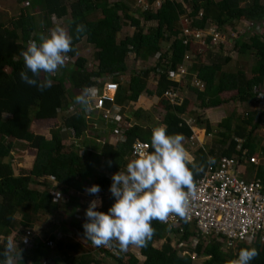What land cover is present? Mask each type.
Here are the masks:
<instances>
[{"label": "trees", "instance_id": "obj_1", "mask_svg": "<svg viewBox=\"0 0 264 264\" xmlns=\"http://www.w3.org/2000/svg\"><path fill=\"white\" fill-rule=\"evenodd\" d=\"M18 1H26V4L20 7L18 15L0 20V253L5 249L7 238L14 236L19 247L23 249V259L19 260L18 264H41L43 258H52L54 264H105L104 259H97L101 254L109 257L115 264L139 263V260L131 254L127 255L128 260L124 263L121 257H115L103 246L97 247L98 251L89 250L79 255L72 254L70 252H77V246L65 234L69 232L68 228H71L86 244L91 242L84 238L83 224L86 221L85 212L89 206L88 202L94 196L89 195L85 189L98 184L102 191L99 195L102 205L98 210L107 211L115 202V197L110 192L112 176L120 170H125L132 160L131 144L135 139L150 143L152 129L159 124L167 125L169 134L181 133L187 139L192 136L191 124L185 121L187 117H191L189 116L191 98L182 96L179 103L171 104L163 96L167 89L177 87L182 82L169 78L168 72L176 71L184 55L189 51L196 54V61L194 60L188 68L185 81H188L191 74H195L194 77L204 82L202 90L190 86L202 108L224 107L227 103V100L221 96L224 92H232L228 101L252 105V109L243 111V114L230 109L215 124L206 117L196 115L194 125L204 128L206 135L216 133V136L215 143L210 145L204 143L193 151L194 160L203 165V171L196 173L194 180L207 168L209 157L216 162L223 155L242 156L245 150H247L246 157H239L242 163L241 175L248 178L264 177V146L261 147L262 153H259L258 148L262 138L257 137L256 134L258 128L264 126V110L258 114L256 94L253 92L254 88L264 85V36L253 32L255 22L264 17V6L260 0H191V10L187 13L191 18L190 23L186 20L181 21L180 15L186 11L181 2L162 0L156 10L143 12L146 20L156 21V26L145 32L140 21L129 14L128 5L121 1L112 3L108 0ZM95 11H100L101 16L94 20L90 19V15ZM52 16L68 17L67 27L74 36L75 49L69 55L76 58L73 63L66 64L60 69L57 76L51 77L53 80L51 88L41 92L21 80L20 72L25 70L21 52L26 50L30 39L38 41L39 35L35 33L36 29L41 32L43 29L48 30ZM124 18L129 20L135 31L119 39L118 33L124 24ZM236 21L248 25L242 32L236 34L233 47L238 56L253 53L254 62L250 68V76L240 67L223 69V66L231 61L229 56L222 58L221 55L216 54L204 63L203 52L206 48L199 52L198 44L191 42L184 44L180 37L181 27L204 29L213 22L221 28ZM79 23L86 25L87 30L77 37L75 27ZM178 24L182 26L179 27ZM166 32H169L168 36ZM247 32L251 33L250 36L243 39V35H247ZM170 35L174 38L169 48L161 52V41L166 40ZM82 39L94 47L95 66L92 69L86 68V58L78 54L76 44ZM205 41L206 44H210L211 36H207ZM158 52L154 65L139 70L132 69L126 85L118 82L119 77L129 68L127 63L130 59L129 53L134 54L133 60L147 61ZM151 73L156 76L153 89L148 88L147 81ZM106 76L118 82L114 102L120 106L122 116L125 106L132 105L142 92H146L160 98L159 104L165 110L160 123L152 125V117L144 109L132 110L130 113L134 122H129L131 120L128 116H124L130 123L123 130L125 140L112 144L107 139L104 142L98 141L101 133L94 131L92 127L89 128L81 111L61 117V121L58 120L59 109L63 110L68 106L67 98L75 102V97L84 87L95 84L96 78L101 79ZM180 89L182 90V87ZM69 91L75 94H70L71 96L68 97ZM245 112H248V115L244 114ZM34 120L52 121L49 137L31 130ZM63 125L74 128V139H79V144L71 142L70 148L65 149L64 144H70L67 140V135L70 134L62 130ZM106 126L108 127L106 132L115 128L114 123H107ZM92 130L96 134L93 138H89L88 134ZM195 132L198 138L202 139V131L195 129ZM236 137L246 139L241 150H238ZM81 148L84 150L80 154ZM13 151L22 156L32 154L30 166L25 169L27 173L14 174L12 165L6 161ZM150 151H152L151 143ZM254 155L261 158L259 165L251 161ZM101 167L112 174L103 173ZM50 176L56 180V191L62 194L63 199H67L63 205L60 204L61 201L53 202L52 184L48 180ZM77 209L80 210L83 221L74 218ZM59 212L65 217L69 213L71 219L67 225L64 220L60 221L62 240L55 243V247L51 250L43 245L37 234L33 235V227L41 217ZM152 223L155 229L154 236L145 247H139L140 255L143 257L141 264H194V260L189 255H182L177 248L178 241L187 243L196 234L191 224L185 221L180 225H169L159 221ZM56 228L57 226L51 227L52 230ZM55 237V234L50 235L48 239L54 241ZM24 238H33L38 241V245L28 247L24 243ZM159 241L164 242L160 247H155L154 244ZM199 242L195 247V253L199 257L209 256L203 264H232V261L238 257L239 251L249 247H255L259 251V255L251 264H264V241L257 240L251 244L241 242L229 248L214 237L208 240L201 239ZM108 247L120 250L116 241ZM188 250L191 251V248ZM2 260L3 256L0 255V261Z\"/></svg>", "mask_w": 264, "mask_h": 264}, {"label": "clouds", "instance_id": "obj_2", "mask_svg": "<svg viewBox=\"0 0 264 264\" xmlns=\"http://www.w3.org/2000/svg\"><path fill=\"white\" fill-rule=\"evenodd\" d=\"M86 30V25L76 24L77 37ZM73 41L74 36L61 23H56L47 33L41 32L38 41L30 40L26 50L21 52L25 65V70L20 72L21 80L41 92L51 88V77L66 66L68 54L75 50ZM95 97V88L86 86L75 97V102L87 113ZM184 140L181 133L169 134L165 124L154 127L150 140L152 151L140 152L125 170L113 174L110 192L115 202L107 211L98 210L102 205L98 196L100 186L94 184L86 188L96 199L90 201L85 212L84 238L97 247L111 246L116 241L121 251H127L129 246L147 245L155 234L153 221L168 223L171 216L190 220V197L196 192L194 177L203 171V165L194 160ZM212 162L213 158L209 157L208 163ZM53 202H57L56 199ZM24 243H28L26 238ZM22 253L15 237L9 236L0 253L3 256L0 264H18L23 259ZM258 255L255 247L242 248L232 264H251Z\"/></svg>", "mask_w": 264, "mask_h": 264}, {"label": "built area", "instance_id": "obj_3", "mask_svg": "<svg viewBox=\"0 0 264 264\" xmlns=\"http://www.w3.org/2000/svg\"><path fill=\"white\" fill-rule=\"evenodd\" d=\"M185 20L187 21V19ZM236 28L238 29V27ZM220 31V28L212 23L204 29L191 28V31L189 27H182V35L180 37L184 44L189 42L194 44L201 36L202 39L196 44H199L198 51L202 52L207 47L205 41L207 36H211L210 47L215 44L219 45L224 41L225 36ZM253 31H255L254 27ZM129 54L130 57H134L133 53ZM68 56L67 64L73 63L75 59L69 54ZM188 59L189 54L187 52L182 62L177 66L176 71L169 69V78L176 81L182 80L177 87H171V89H167L163 93V96L171 104L179 103L181 99L180 87L183 86L188 68L191 66V64H187ZM59 72L60 70L56 75ZM189 83L198 89L204 88V82L198 80L196 77H194L193 82ZM88 87L95 88L96 97L93 107L87 113L83 111L79 104L72 102L65 109H59L58 115L63 118L76 113V111H81L88 124H91L90 128H93L92 120L98 119L105 124L114 123L113 136L115 142H123L125 140L123 130L128 125L120 124L122 121L120 106L114 102L118 90V82L113 81L111 78H107V80L96 78L95 84ZM253 92L256 94L257 109L258 114H260L264 110V85L254 88ZM244 114L248 115V112ZM185 121L188 122V119ZM121 125L125 126L122 127ZM62 130H66L70 135L72 134V137H75L74 128L63 125ZM235 140L238 142V150H241L246 139L236 137ZM98 141L104 142L101 139H98ZM142 151L150 152V143L141 139H135L131 144L132 159L137 158ZM246 152L247 150L244 151V155L242 156L238 154L233 156L223 155L216 162L208 164L203 174L195 180L196 192L193 197H190V220L185 221L178 216H171L168 223H165L180 225L182 221H185L195 228L196 234L191 237L189 242L178 241L177 243V248L181 251L182 255H189L192 260H196L199 256L195 253V247L200 243L199 241L201 239L208 240L212 237L222 241L226 248L234 247L237 243L241 242L251 244L257 240L264 241V177L253 176L248 178L241 175L240 167L242 165L240 166V164L242 163L239 161V157H246ZM256 158L260 157L254 155L251 157V161L259 165L260 161H256ZM48 180L52 184L51 194L53 201L56 199L57 202H60L63 196L56 197L55 195L59 193L55 189V178L50 176ZM101 192L100 190L99 194ZM181 231L182 229L180 228ZM58 240H60V235L56 236L54 241L46 238L42 240V243L46 248L52 250ZM27 241L28 243L25 245L28 247H36L38 245V241L33 238L27 239ZM104 248L106 249L107 247L104 246ZM190 248L191 251L188 250ZM106 250H109L112 254L116 252L114 248L110 250V247ZM41 264H54V262L52 258H43Z\"/></svg>", "mask_w": 264, "mask_h": 264}, {"label": "rangeland", "instance_id": "obj_4", "mask_svg": "<svg viewBox=\"0 0 264 264\" xmlns=\"http://www.w3.org/2000/svg\"><path fill=\"white\" fill-rule=\"evenodd\" d=\"M71 0H67V2H70ZM99 1V0H97ZM110 3L115 2V1H121L124 2L126 5H128L129 7V14L132 15L133 17L137 18L140 21L141 26L144 29V32L154 28L156 26V21L155 20H146L144 18L143 12L145 10H151L154 11L156 10V8L160 5L162 0H154V1H150V0H108ZM178 2H181V4L183 5V7L185 8V13H183L182 15H180L181 21L183 22L185 19H187V22L190 23L191 22V18H189V16H187V13H189V11L191 10V0H176ZM262 4L264 5V0H261ZM204 2V1H202ZM24 4H26V1H22L19 2L18 0H0V20H7L9 18H14L18 15L19 9L21 6H23ZM202 11V10H201ZM121 13V12H120ZM101 16V12L100 11H95L93 14L90 15V19H97L98 17ZM124 24L120 30V32L118 33V38L122 39L124 36L126 35H131L132 32L135 31V28L133 26H131L129 24V20L124 18ZM211 21V20H210ZM56 23H61L64 26H68V17L64 16L62 18H57L52 16L51 18V26L47 29H43L44 33H47ZM213 24V22H210ZM256 24L253 25V27L255 28V31H253L254 33H258L262 36H264V17H262L261 19H259L258 21L255 22ZM246 23L241 22V21H236L232 24H226L225 26L220 28V32L223 34L224 37V41L221 42L219 45L215 44L212 45L211 47L209 46V44H207L206 49L204 50L203 54H204V63L208 62L209 59L213 58L214 56L217 55H221V57H225V56H229L231 57V61L227 64H225L223 66V69H232V68H243L247 75L250 76V68L251 65L254 62V55L253 53H246L245 56H238L236 50L233 47V43H234V37L236 36V34L239 32H242V29L248 25H245ZM177 26H182L180 24H178ZM176 26V27H177ZM238 27V29L236 28ZM178 28V27H177ZM182 28V27H181ZM190 28V27H189ZM182 30V29H181ZM191 31V28H190ZM250 31V30H249ZM35 33H38V35L41 33V31L39 29L35 30ZM169 32H166V35L168 36ZM204 34V32H203ZM202 34V35H203ZM251 33L247 32V35H243L244 38L243 39H247L248 36H250ZM182 35V33L180 34ZM174 38L173 35H170V37H168L166 40L161 41L160 46H161V52H164L167 48H169L170 43L172 41V39ZM201 36L199 38V40H201ZM199 40L196 41V43H199ZM77 48H78V54L81 57H85L86 58V68L88 69H92L95 66V61L93 59V52H94V47L93 45H91L90 43H87L85 41V39H82L80 42H78L77 44ZM199 45V44H198ZM197 45V48H198ZM209 46V47H208ZM219 47V48H218ZM213 50H212V49ZM218 51V53H216ZM157 54L156 53L154 56H152L149 60L147 61H143V60H133L132 57H130V59L127 60L128 63V70L125 72L124 75H121L119 77L118 82H122V84H127L128 83V79H129V74H131V70L132 69H143L146 67H149L151 65H154L156 63L157 60ZM189 59L187 64H192L194 62L195 58V53L189 51ZM76 56H73V59H75ZM196 61V60H195ZM57 76V75H56ZM195 74H191V77L189 76L188 81L186 80L185 82H193ZM107 78H110L109 76H106L105 78H102V80H107ZM148 88L153 89L154 85L156 84V76L155 74L151 73L149 78H148ZM66 85H68V83L66 82ZM190 84L186 83V85L182 86V90L181 91V97H185L188 94L191 96L189 98H191L192 100V104L190 106V111L191 113L189 114V116H191V119H194L196 117V115H200L203 117L208 118L209 120H211V122L213 124H215L216 122L219 121L220 116H223L225 114H227L230 109H235L238 114L242 113L243 111L246 110H250L252 109V105L250 104H240L238 102H232V101H228L229 97L231 96L232 92H224L222 93V97L224 99L227 100V103L223 106H219V107H213L212 111H211V117L209 118L208 116H206V112H207V108H202L199 105V100L197 98H195V93L191 94V89H190ZM70 94H75L71 91L68 92V97H70ZM149 95V94H148ZM150 101H147V103L144 104H139V102L137 101V103H132V105H127L125 106V112H124V116H128V119H130V122H134L133 120V116L131 115L130 111L132 110H136L137 108H141L144 109L147 113H149V115H151L152 119V125L156 124L158 125L160 123V121L163 119L164 116V108L159 104V99L158 97L153 98L152 95L150 96H146ZM69 99V103L68 105L72 104L73 101H70ZM181 100V99H180ZM180 102V101H179ZM74 103V102H73ZM149 108V109H148ZM122 116V121L120 122V124H125V125H129L130 123H128V121L125 120V117ZM60 120V119H58ZM194 121V120H193ZM216 121V122H215ZM100 123L102 121H99ZM103 123V122H102ZM191 123V122H190ZM264 123V122H263ZM125 125H121L122 127H124ZM52 127V121L47 122V121H35L32 122L31 124V130L34 131L35 133H40L43 135H46L47 137L50 136V129ZM107 129V126L104 127ZM114 130V129H113ZM96 133H93L92 131L89 132L88 137L89 138H93L94 135ZM203 134V133H202ZM216 133H213L212 135L207 134L206 135V140L208 141L207 144L210 145L211 143H215L214 139H215V135ZM257 137L259 136L260 138H262V142L261 145L258 148L259 153H262L261 151V147L264 146V126H260L258 128V130L256 131ZM72 135V134H71ZM71 135H67V140L68 143L70 144H64L65 149H69L71 146V142H75L77 144L80 143L79 139L75 140L74 137H72ZM101 140H105L106 138H103L104 135L101 134L99 135ZM84 149H81L80 154L83 152ZM264 157V155H263ZM33 159L32 154H18V152H11V157L7 158L6 161H9L10 164L12 165L13 169H14V174L18 175V174H22V173H27L25 169H28L31 163V160ZM260 161L261 158H256V161ZM101 170L103 173H106L107 175H111V172H107L105 171V169L103 167H101ZM251 176V175H250ZM38 189H41V187L36 186ZM100 194L98 193V196ZM99 198L101 199V197L99 196ZM92 199H96V196H94V198H91L88 202V204L90 203V201ZM66 198H64L63 200H61L60 204H65L66 203ZM59 204V203H58ZM101 207V205L99 206V208ZM67 216H63L62 212L56 213L55 215H45L43 217L40 218L39 221H36L33 227V235L37 234V238H39V240H44L45 238H48V236L50 235H60V240H62V233L61 230L59 229V223L61 220H64L66 225L70 223V219L71 216L69 213L66 214ZM74 218H76V220H82L83 221V217L80 214V210L77 209L76 210V214H74ZM73 218V219H74ZM52 226H57L56 229L52 230L51 227ZM69 227V226H68ZM69 232L66 235V237L70 238L69 240L71 242H73L74 244H76L77 246V252H70L72 254H80V253H85L87 251H98L97 246H94L91 242L89 244H86V242L82 239V237L79 236V234L74 231L71 228H68ZM174 238V237H173ZM164 241H159L156 242L154 245L155 247H160V245L163 243ZM102 247V246H101ZM104 247V246H103ZM106 249H108V246ZM53 249V248H52ZM113 248L110 247V250H112ZM52 254V251H51ZM128 254H131L133 256H135L138 260L139 263H142L143 257L140 255V251H139V247L137 246H130L128 248L127 251H117L113 253V255L115 257H121L122 262H126L128 260ZM54 256V254L52 255ZM97 258V256H96ZM105 260V264H115L113 260H111L109 257L107 256H103V254H101L97 259L98 260ZM209 258V256L203 255L202 257L197 258L196 260H194V264H203L205 261H207V259ZM54 261V260H53Z\"/></svg>", "mask_w": 264, "mask_h": 264}, {"label": "crops", "instance_id": "obj_5", "mask_svg": "<svg viewBox=\"0 0 264 264\" xmlns=\"http://www.w3.org/2000/svg\"><path fill=\"white\" fill-rule=\"evenodd\" d=\"M261 1V0H260ZM262 2V1H261ZM264 6V5H263ZM190 84V83H189ZM184 85H186V82H184V84H183V86ZM155 86V85H154ZM200 90H202V89H200ZM191 94H194V92H192L191 91ZM146 96H150V95H148L146 92H142L140 95H139V97H138V99H137V101L139 102V104H144V103H147V101H150ZM153 96V98H155V97H157L156 95H152ZM187 97H191L189 94L187 95ZM195 98H196V96H195ZM137 101H136V103H137ZM219 107V106H218ZM212 108L213 107H210V108H207L206 110H207V112H206V116H208L209 118L211 117V111H212ZM149 109V108H148ZM58 117V119H60L61 120V117L59 116V115H57ZM223 116H220V118H219V120L222 118ZM187 119H188V122L191 124V128H192V131H193V134H192V136L189 138V139H187V138H185V140H184V143H185V147L188 149V151L192 154V156L194 157V155H193V151L195 150V148L196 147H198V146H200V145H202V144H204V143H207L208 141L206 140L207 138H206V133H205V129L204 128H199V127H197V126H195L194 125V119H191V117H187ZM134 120V119H133ZM211 121V120H210ZM92 122H93V130L94 131H98V132H100L101 134H103L104 135V137L103 138H106L109 142H111L112 144H116L117 142H115V138H114V132H113V130L111 131V130H108V132H106V130L108 129V127H107V129L106 128H104V127H106V124L105 123H100L99 122V120L97 119V120H92ZM130 122V121H129ZM193 122V123H192ZM216 122V121H215ZM89 126H90V124H89ZM90 128V127H89ZM195 129L196 130H201L202 131V139H200V138H198V135L196 134V132H195ZM87 130H89V129H87ZM93 130H92V132H93ZM94 133V132H93ZM65 134V133H64ZM76 139V138H75ZM121 143V142H120ZM82 149V148H81ZM80 149V150H81ZM132 157V156H131ZM93 200V199H92Z\"/></svg>", "mask_w": 264, "mask_h": 264}]
</instances>
